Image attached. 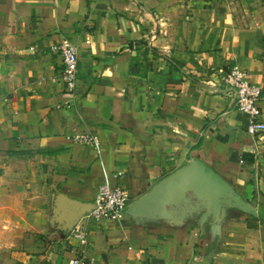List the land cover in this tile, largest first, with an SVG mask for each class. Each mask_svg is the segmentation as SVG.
<instances>
[{"label":"crops","instance_id":"crops-1","mask_svg":"<svg viewBox=\"0 0 264 264\" xmlns=\"http://www.w3.org/2000/svg\"><path fill=\"white\" fill-rule=\"evenodd\" d=\"M62 38L79 48L73 96L50 50ZM235 64L264 122V0H0V264H264V134L220 81ZM191 160L255 214L90 218L101 185L130 205Z\"/></svg>","mask_w":264,"mask_h":264},{"label":"water","instance_id":"water-1","mask_svg":"<svg viewBox=\"0 0 264 264\" xmlns=\"http://www.w3.org/2000/svg\"><path fill=\"white\" fill-rule=\"evenodd\" d=\"M93 207L89 206V212ZM228 209H237L248 215L256 212L212 168L201 160H191L131 203L126 214L145 223L149 219L177 221L197 213L201 215L200 225L203 226L209 217L219 225L223 212Z\"/></svg>","mask_w":264,"mask_h":264},{"label":"built area","instance_id":"built-area-1","mask_svg":"<svg viewBox=\"0 0 264 264\" xmlns=\"http://www.w3.org/2000/svg\"><path fill=\"white\" fill-rule=\"evenodd\" d=\"M50 50L60 56L63 66L61 79L66 93L73 96L78 83L79 48L72 40L62 38L59 43L52 45ZM218 73L221 83L234 91L236 109L249 119L248 135L254 139L264 134L261 108L262 88L252 83L249 74L236 64L222 68ZM67 139L80 145L95 147L100 145L98 138L91 134H78ZM129 203L128 190L122 187H112L108 183L103 184L98 189L90 218L97 222L115 223L126 214ZM70 238L79 242L81 246L88 245V234L85 229L73 230ZM72 264L87 263L82 260L81 256H78Z\"/></svg>","mask_w":264,"mask_h":264}]
</instances>
